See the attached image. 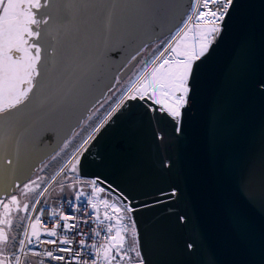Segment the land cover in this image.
<instances>
[{"label":"water","instance_id":"95a60500","mask_svg":"<svg viewBox=\"0 0 264 264\" xmlns=\"http://www.w3.org/2000/svg\"><path fill=\"white\" fill-rule=\"evenodd\" d=\"M192 2L48 0L42 75L0 117V199L59 151ZM194 84L183 135L146 102L127 101L94 134L78 174L133 208L145 264H264V0H235ZM172 189L179 199L167 198Z\"/></svg>","mask_w":264,"mask_h":264},{"label":"snow or ice","instance_id":"6c2138e0","mask_svg":"<svg viewBox=\"0 0 264 264\" xmlns=\"http://www.w3.org/2000/svg\"><path fill=\"white\" fill-rule=\"evenodd\" d=\"M47 6L48 0H0V117L10 115L23 106L34 92L38 77L42 75L41 64L44 57L43 46L39 41L43 35L41 26L46 25L48 19L39 13L42 7ZM234 6L235 0H193L190 4V14H186V18L174 32L170 31L167 34L166 39L159 38L150 61L145 62L143 68L134 73V79L129 78L128 86L115 106L111 107L100 123L92 129V133L79 145L73 158L60 171L67 169L79 173L81 158L87 151L86 146L95 139L94 134L99 133L127 101L139 99L146 102L148 111L154 115L160 114L162 117L160 122L165 126L171 123L172 133L183 135V119L189 110L191 96L195 90L197 70L211 55L214 45L223 36L226 21ZM138 55L139 51L130 59L136 60ZM260 87L264 88V84ZM88 119H92V114ZM56 175L59 176L60 173ZM52 179L55 180V177ZM39 180L43 182L44 178L39 177ZM90 184L92 194L86 197V200L91 211L73 206L72 211L82 215H72L53 209L50 217L58 219L50 228H45L41 215L29 217L32 220L31 234L26 228L24 240L20 241L21 250L23 251L25 241L31 244L34 237L40 245H64L65 247H56L43 253H32L34 256L61 261L63 264H145L139 244L136 242L135 223L131 226L125 223L130 218L133 208L115 200L100 199L96 194L105 190L97 186L96 181H91ZM68 187L72 188L73 184H69ZM37 188L39 184L32 180L30 184H24L20 191L22 195L36 193L37 197L45 196L49 191L45 187L37 192ZM84 195L83 191L77 192L75 199L79 201ZM166 195L169 200L179 199L177 189H172ZM39 203L40 200L37 198L32 205V211L36 210L35 205ZM100 206L104 209L103 220L100 219ZM0 208L4 210L0 213V225H11L10 213L13 209L28 211L29 204L22 203L17 196L12 195L7 202L0 200ZM43 211L45 209H41V212ZM89 219L97 224V228L85 233L80 226L82 223L88 224ZM104 221L108 223L105 224ZM178 222L187 223V217L181 214ZM42 228L43 232L40 230ZM58 230H62L63 234ZM101 230L107 234L102 242H96L94 238L101 236ZM68 232L81 237L78 247L85 251L73 249L75 240L74 237L67 235ZM41 235L56 239L42 240ZM85 237L92 239L93 242L88 244ZM8 239L5 230L0 228V245H4ZM128 239L131 240L130 244ZM187 248L195 250L191 242L187 244ZM3 251L4 249L0 247V264H12L8 256L2 255ZM57 252L69 254L72 260H67L64 255H56ZM130 253L135 254V261L130 257ZM15 264H22L19 256L15 257ZM40 264H44L43 259Z\"/></svg>","mask_w":264,"mask_h":264},{"label":"built area","instance_id":"2783aa9c","mask_svg":"<svg viewBox=\"0 0 264 264\" xmlns=\"http://www.w3.org/2000/svg\"><path fill=\"white\" fill-rule=\"evenodd\" d=\"M190 14V11L189 13ZM186 18V17H185ZM76 153V151L71 155V158L68 159L71 160L74 156V154ZM67 161V162H68ZM67 164V163H66ZM65 164V165H66ZM65 165H63L61 168H63ZM60 168V170H61ZM58 173H60V175H64L65 177L72 179L74 181V185H73V190L71 192V194H69L68 192H66V195L64 196H60L58 198H54V199H45L44 196L42 197H38L40 200L39 204L35 205V211L33 213L34 216L36 215H41V220L44 223L45 228H50L54 223L57 222L58 218H54V217H50V213L53 209H56L57 211H63L66 214H72V215H82V213H75L72 211V207L73 206H77V207H81L82 209H86L87 211H91L90 207L87 206V200L86 197L90 196L92 194V188H91V181H95L94 179H87V178H82L79 174L77 173H73V172H69L67 169H65V171L61 172L59 171ZM55 179L58 177L57 175L54 176ZM80 181L79 183H77L76 181ZM55 180H50L47 184V188L49 189L50 186L52 185V183ZM83 184V185H82ZM97 186L102 187L98 182H97ZM103 188V187H102ZM104 189V188H103ZM105 190V189H104ZM83 191L84 192V196L80 198L79 201H77L75 199L76 193ZM107 191H104L103 193H97L96 195L100 198L103 199V195L104 193H106ZM71 195V196H69ZM46 200L44 203L41 204L42 200ZM53 203V204H50ZM101 207V206H100ZM41 209H45V211L41 212ZM101 219V218H100ZM103 220V219H101ZM62 223V222H60ZM105 224H107V221H104ZM92 228H97V224L95 222H93L91 219H89V223L88 224H81L80 229L82 231H84L85 233H90V230ZM41 232L44 231V228L40 229ZM62 233V230H58ZM63 234V233H62ZM107 233L103 230H101V236L100 237H95V241L96 242H102L103 241V237L106 235ZM67 235L69 237H74L75 243L73 244V249L74 250H79V251H85L83 249H79L78 247V241L81 239L80 236H76L73 232H68ZM41 239L42 240H48V239H56L54 237H48L46 235H41ZM86 241L88 244H91L93 242L92 239H88L87 237H85ZM24 240V237L23 239ZM56 247H65L64 245H40L38 244V242L35 240V238H32V243L29 244L27 241H25V244L23 246V251L20 249V251H17V253L15 254L16 256H19L20 259L22 260L24 257H31L34 258L36 260H38V262H40L42 259L44 261V264H63V262L61 261H54L51 259H48L46 257H42V256H34L32 255L33 252H37V253H43L46 250H54ZM22 248V246H21ZM56 255H64L66 257L67 260L71 261L72 257L67 254V253H55Z\"/></svg>","mask_w":264,"mask_h":264},{"label":"rangeland","instance_id":"374dc122","mask_svg":"<svg viewBox=\"0 0 264 264\" xmlns=\"http://www.w3.org/2000/svg\"><path fill=\"white\" fill-rule=\"evenodd\" d=\"M167 38V37H166ZM165 38V39H166ZM157 43L158 42H155V43H152L153 46H149L147 48H145L143 51H142V57H141V60L138 62V64L136 65V67L134 68V70L131 72V74L125 79V81L122 83L121 85V89H116L117 91L120 90V96L123 95L124 93V90L126 89V87L128 86V82H129V78H135L134 77V73L135 72H138L139 70H141L145 64V62L147 61H150V59L152 58V55L154 53V50L156 49V46H157ZM115 90V91H116ZM113 91V90H112ZM111 91V92H112ZM110 92V93H111ZM109 93V95H110ZM109 95H107V98H105V100H103L102 104L101 105H108L109 102H111L110 98L108 97ZM115 96V95H114ZM120 96H118V98L114 101H112V105L109 107V110L111 109V107H114L116 102L119 100ZM107 101V102H105ZM101 105L99 106V109H101ZM98 111V110H97ZM92 114L95 115L96 112ZM90 115V114H89ZM105 116V115H104ZM98 125V124H97ZM96 125V126H97ZM92 133V132H91ZM87 138V137H86ZM67 146H63L62 148H60V151L58 153V155H62L64 153V151L66 150ZM71 158V156L69 157V159ZM68 161V160H67ZM67 161L64 163V165L67 163ZM44 166H46V163L43 164ZM40 166V168L38 169V171L33 175V177L27 181L26 183H31L32 180H36L37 183L39 184V187L41 185V181L39 180V177H43L45 181V175L42 173L43 171V167L44 166ZM60 171V170H59ZM58 171V172H59ZM69 171V170H68ZM71 172V171H69ZM52 180V179H51ZM24 183V184H26ZM50 183V182H49ZM23 184V185H24ZM48 184V183H47ZM47 184H45V186L40 190L42 191L46 186ZM69 184H73L74 185V181L72 179H69L65 176H62L60 179H58L50 188V190L48 191V193L45 194L44 198L47 199V198H50L51 194L53 192L57 193L58 191H60L62 188L68 192L69 194H71L72 190H73V187L72 188H69L68 185ZM20 186L17 190V192L14 194L15 196L18 197V199H20L22 201V203H28L29 204V210L28 211H18L16 210L15 208L13 209V211L10 213L11 215V218H12V223L11 225H0V228H3L6 232V234L8 235L9 239L8 241L4 244V245H0V247H2L4 249L3 251V254L2 255H6L8 256L9 260L12 262V264H15V254L17 253V251H20L21 249V244H20V241L23 239L24 237V231L25 229L27 228L28 229V232L29 234H31V228H30V224L32 222L31 219H29V217L31 218H34L35 216L33 215L34 211H32V205L35 204V200L38 198L37 196L35 197V199L33 200V202L31 203V199L33 196L36 195V193H28L27 195H22L21 194V191L20 189L23 187ZM83 185V184H82ZM63 186V187H62ZM35 187V186H34ZM39 188H37V192H40L38 190ZM108 192L104 193L103 195V199H108V200H115L117 203H122L117 197H115L114 195H107ZM71 196V195H69ZM11 198L8 197V198H5V202H7L9 199ZM50 204H53V203H50ZM4 210L3 208L0 209V213H2ZM103 206L100 207V218L101 219H104L103 217ZM20 217H24V219H20ZM126 224H128L129 226L132 225V219H131V216L129 219H127L125 221ZM17 234H19L20 237H17ZM13 237H15V239H13ZM126 237H127V234H126ZM20 238V239H19ZM16 241V242H15ZM137 242V241H136ZM14 243H19V245H17L16 249L14 251H11L12 248L14 247ZM128 243L130 244L131 243V240L128 239ZM16 251V253H14ZM10 254H14V255H11ZM130 257L132 258L133 261H135V254L134 253H130ZM24 259V258H23ZM21 260L22 261V264H40V262H34V261H31L30 259H27L25 258V260Z\"/></svg>","mask_w":264,"mask_h":264},{"label":"trees","instance_id":"16d2710c","mask_svg":"<svg viewBox=\"0 0 264 264\" xmlns=\"http://www.w3.org/2000/svg\"><path fill=\"white\" fill-rule=\"evenodd\" d=\"M159 42V41H158ZM149 46H153L152 44L148 45ZM146 47V48H147ZM125 81V80H124ZM122 81L121 83H119L114 89L113 91L110 93V95L108 96L111 100V102L108 103V105H104L101 109H99V106L102 104L103 100H105V98H107V96L96 106L93 108V110L91 111L90 114H93L96 112L95 115L92 116V119L89 120L88 117L82 122V124L75 130V132L71 135V137L63 144V146L67 145L66 150L64 151V153L62 155H58L60 149L58 152H56L53 156H51L49 159H47L43 164L46 163V166H44L43 164V171L42 173L45 175V181H43L39 187V191L45 186V184H47L60 170V168L64 165V163L69 159V157L77 150V148H79V145L83 142V140L92 132V129L100 123V121L103 119L104 115L110 111L109 107L112 105V101L116 100L118 98V96H120V90H116V89H121V85L124 82ZM116 90V91H115ZM115 95V96H114ZM62 146V147H63ZM61 147V148H62ZM41 165V166H42ZM62 176L64 175H59L55 181L52 183V185L58 180L60 179ZM51 185V186H52ZM50 186V188H51ZM49 188V190H50ZM66 195L65 190L62 188L60 191H58L57 193L53 192L50 196L51 199L54 198H58L60 196H64ZM107 195H110V193H108ZM36 195L32 197L31 199V203L33 202V200L35 199ZM49 198V199H50ZM46 200H42L41 204L44 203ZM17 237H20L19 234H17ZM20 239V238H19ZM16 242V241H15ZM17 245H19V243H14V247L12 248L11 251H14L18 248ZM16 251L14 253H16ZM14 255V254H10ZM12 257V256H11ZM25 258L30 259L31 261L34 262H38V260L31 258V257H24L23 260H25Z\"/></svg>","mask_w":264,"mask_h":264},{"label":"flooded vegetation","instance_id":"af4514ba","mask_svg":"<svg viewBox=\"0 0 264 264\" xmlns=\"http://www.w3.org/2000/svg\"><path fill=\"white\" fill-rule=\"evenodd\" d=\"M140 60H141V59H140ZM0 200H3V201H5V199H3V198H2V199H0ZM0 209H2V208H0Z\"/></svg>","mask_w":264,"mask_h":264}]
</instances>
